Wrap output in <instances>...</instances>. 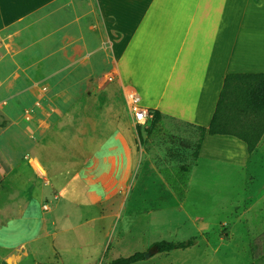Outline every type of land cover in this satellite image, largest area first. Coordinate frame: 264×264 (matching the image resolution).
Listing matches in <instances>:
<instances>
[{"label":"crops","instance_id":"crops-1","mask_svg":"<svg viewBox=\"0 0 264 264\" xmlns=\"http://www.w3.org/2000/svg\"><path fill=\"white\" fill-rule=\"evenodd\" d=\"M14 26L7 36L25 26L33 36L0 73V227L19 218L27 242L53 249L68 245L73 221L118 217L125 205L138 170L127 88L150 110L208 127L227 75L264 73V0H0V39ZM105 125L118 133L100 135ZM116 142L122 151L106 154ZM254 152L264 157V132L251 153L234 134L205 132L186 188L196 213L183 211L185 221L202 215L198 174L217 181L216 193Z\"/></svg>","mask_w":264,"mask_h":264},{"label":"rangeland","instance_id":"rangeland-1","mask_svg":"<svg viewBox=\"0 0 264 264\" xmlns=\"http://www.w3.org/2000/svg\"><path fill=\"white\" fill-rule=\"evenodd\" d=\"M49 17L45 15L44 20L49 21ZM64 17L65 14L59 15V18ZM26 27L18 30L20 34L7 36L17 30L15 26L2 33L0 73L11 68L10 55L17 54L21 45L26 46L32 41L33 35ZM32 50L33 45L25 48L29 54ZM105 81L112 80L106 78ZM52 100L54 102V98ZM222 112L223 103L218 115ZM228 112L234 120L233 125L228 127L237 131L254 117L251 112L243 111L242 105L237 102L229 106ZM131 125L136 133L138 170L120 215H107L98 221L81 222V225L73 221L75 226L64 234L68 245L55 246L54 249L49 239L27 242L28 233H22V220L16 218L0 227V264H3L2 258L7 254H21L17 264H29L33 258H36L35 263L42 264H100L137 251L149 253V257L132 264H264L262 154L254 152L246 167L234 168L231 183L216 193L217 187L209 188L208 184L217 181L209 180L207 172L198 174L200 181L197 184H200L196 188L200 190L197 193L201 197L205 194L203 203L200 202L202 215L189 222L182 214L185 210L196 213L191 199L185 201V198L186 188L196 177V169L202 165L199 131L194 125L161 112L156 122L152 120L148 124L134 125L131 119ZM100 129V135L107 137L118 133L117 129L108 125ZM121 151L119 142L113 149H104L109 155ZM108 168L109 162L99 158L96 171L105 173ZM222 176L218 174L216 178ZM209 190L215 193L213 200L208 195ZM72 217L76 219V215ZM191 236L197 237V243L190 248L169 252L150 249L154 241H178ZM22 243L24 250L23 247L18 249ZM104 243L106 250L102 252ZM54 250L59 252L60 259H57ZM22 251H28V254H22ZM7 263L12 262L9 260Z\"/></svg>","mask_w":264,"mask_h":264},{"label":"trees","instance_id":"trees-1","mask_svg":"<svg viewBox=\"0 0 264 264\" xmlns=\"http://www.w3.org/2000/svg\"><path fill=\"white\" fill-rule=\"evenodd\" d=\"M231 79H236L237 84H230ZM226 88L229 90L227 91ZM242 105V110L249 111L253 118L249 123L242 125L240 130L232 129L233 117L229 115V106L234 103ZM223 103V112L218 115L219 107ZM152 111L154 122L159 119V111ZM200 133V142L205 132L209 134H234L242 139L249 153L253 152L262 133L264 132V73L233 74L227 75L220 92L215 112L208 127L197 126ZM197 243V237L191 236L185 240L168 241L158 240L150 245L156 252H169L174 249H186ZM145 258L144 252H134L128 256H119L108 262L100 264H132Z\"/></svg>","mask_w":264,"mask_h":264},{"label":"built area","instance_id":"built-area-1","mask_svg":"<svg viewBox=\"0 0 264 264\" xmlns=\"http://www.w3.org/2000/svg\"><path fill=\"white\" fill-rule=\"evenodd\" d=\"M112 78L113 74L109 73L107 79L112 80ZM125 105L131 114V119L134 125L148 124L153 119L152 111L141 104L140 96L136 89L127 88L125 90ZM25 118L28 119L29 117L26 116ZM43 207L46 208L45 205Z\"/></svg>","mask_w":264,"mask_h":264},{"label":"water","instance_id":"water-1","mask_svg":"<svg viewBox=\"0 0 264 264\" xmlns=\"http://www.w3.org/2000/svg\"><path fill=\"white\" fill-rule=\"evenodd\" d=\"M145 257H149V253H146V254H145ZM35 264H42V263H40V262H36Z\"/></svg>","mask_w":264,"mask_h":264}]
</instances>
